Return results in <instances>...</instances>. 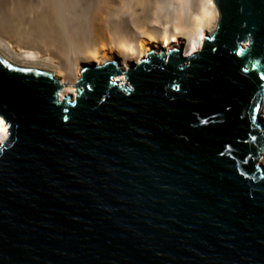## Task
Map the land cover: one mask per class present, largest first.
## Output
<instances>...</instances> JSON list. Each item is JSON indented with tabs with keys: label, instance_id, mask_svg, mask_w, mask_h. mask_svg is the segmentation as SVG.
Here are the masks:
<instances>
[{
	"label": "water",
	"instance_id": "1",
	"mask_svg": "<svg viewBox=\"0 0 264 264\" xmlns=\"http://www.w3.org/2000/svg\"><path fill=\"white\" fill-rule=\"evenodd\" d=\"M214 1L200 50L74 99L0 54V264H264V0Z\"/></svg>",
	"mask_w": 264,
	"mask_h": 264
},
{
	"label": "bare ground",
	"instance_id": "2",
	"mask_svg": "<svg viewBox=\"0 0 264 264\" xmlns=\"http://www.w3.org/2000/svg\"><path fill=\"white\" fill-rule=\"evenodd\" d=\"M160 1L0 0V54L18 66L51 72L61 86L59 98L70 94L74 99V85L84 66L112 59L119 69L126 70L139 59L148 58L151 49L160 53L179 46L184 57L201 49L204 35L213 32L218 21L215 1L195 0L197 5L188 15L183 11L190 0H175L173 16L168 14L171 22L164 13L169 21L164 23L161 18V22L154 21L157 26H149L147 18L142 20L134 7L150 6L156 14L161 11ZM140 24L148 35L146 45L127 29L132 26L137 30ZM115 76L125 81L124 74ZM261 115L264 118V97ZM0 121V127L7 129L3 118ZM6 137L7 132L0 131V142ZM261 161L264 163V152Z\"/></svg>",
	"mask_w": 264,
	"mask_h": 264
},
{
	"label": "rangeland",
	"instance_id": "3",
	"mask_svg": "<svg viewBox=\"0 0 264 264\" xmlns=\"http://www.w3.org/2000/svg\"><path fill=\"white\" fill-rule=\"evenodd\" d=\"M169 1V2H168ZM195 0H193V2L190 0V2L188 1V3H187V6H186V10L188 11H186L185 9H184V13L186 14H188V13H192V10L194 9V7H196V5H197V3L196 2H194ZM172 2H173V4L175 5L176 3H174L175 2V0H161L160 2H159V4H160V6H161V11L159 12L158 11V13H156V14H154V8L153 7H151L150 8V6L149 7H146L145 9L143 8V9H141L142 7L141 6H139V5H135V10L136 11H138V12H140L141 13V17H142V20H144V18L146 19L147 18V20H148V25L149 26H151L152 24H153V26H155L154 24H156V22H154V21H159V22H161V18H162V20H163V22L165 21V19H166V21H169V19H167V18H170V21L169 22H171V18H172V16H173V14H174V12H173V10H174V8L173 7H175V6H173L172 5ZM161 3H162V5H161ZM192 4V6L190 5V4ZM194 3V4H193ZM169 4V5H168ZM191 7H190V6ZM194 5V6H193ZM136 6H138V7H136ZM153 8V9H152ZM173 8V9H172ZM190 10V11H189ZM161 13H162V15H161ZM167 14V16H168V14L170 13V14H172V16L170 15V16H168L167 18H166V16H164L165 14ZM164 14V15H163ZM184 14V15H185ZM189 15V14H188ZM160 16V17H159ZM154 17H157V19L155 18L154 19ZM165 17V18H164ZM152 18H153V20H152ZM160 19V20H159ZM166 21L164 22V23H166ZM147 22V21H146ZM145 25V24H144ZM158 24H156V26H157ZM143 25H139V26H137L136 27V29L137 30H135V28H133L132 26H128L127 27V29L129 30H131V32L133 33V35H135V38H136V40L137 41H140L141 43H143L144 45H146V42H147V40H148V35L147 34H145V32H143L144 31V29H145V27L143 28L142 27ZM139 27H141V28H143V30L141 31V29L139 28ZM75 41V40H74ZM75 44H77V42L75 41ZM179 47V46H178ZM107 60V59H106ZM109 60H112V59H108L107 61H109ZM120 76V75H119ZM115 77H118V76H115Z\"/></svg>",
	"mask_w": 264,
	"mask_h": 264
},
{
	"label": "snow or ice",
	"instance_id": "4",
	"mask_svg": "<svg viewBox=\"0 0 264 264\" xmlns=\"http://www.w3.org/2000/svg\"><path fill=\"white\" fill-rule=\"evenodd\" d=\"M2 124H3V121H0V125H2ZM0 131L7 132V129L3 128V127H0Z\"/></svg>",
	"mask_w": 264,
	"mask_h": 264
}]
</instances>
